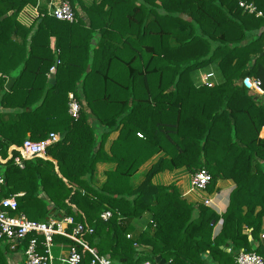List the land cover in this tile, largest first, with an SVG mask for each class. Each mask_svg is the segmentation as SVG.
Masks as SVG:
<instances>
[{
	"label": "trees",
	"instance_id": "1",
	"mask_svg": "<svg viewBox=\"0 0 264 264\" xmlns=\"http://www.w3.org/2000/svg\"><path fill=\"white\" fill-rule=\"evenodd\" d=\"M62 1L76 20L45 7L28 26L20 13L38 0H0V200L24 192L17 211L30 219L45 220L56 206L53 216L94 226L81 237L112 264H158V255L167 264H237L242 248L264 256V99L243 83L252 76L264 89V0H244L262 15L240 0ZM210 66L219 77L212 84L199 74ZM70 92L81 104L78 117L69 112ZM51 132L57 141L45 154L24 167L15 162L24 140ZM155 156L134 186L132 177ZM101 161L116 165L98 186ZM182 167H206L209 192L221 178L235 182L223 214L189 201L176 184L154 182ZM146 211L151 220L139 228ZM55 241L75 244L62 235ZM80 251L78 264H89L92 253ZM10 252L0 240V264H9Z\"/></svg>",
	"mask_w": 264,
	"mask_h": 264
},
{
	"label": "built area",
	"instance_id": "2",
	"mask_svg": "<svg viewBox=\"0 0 264 264\" xmlns=\"http://www.w3.org/2000/svg\"><path fill=\"white\" fill-rule=\"evenodd\" d=\"M239 4L245 11L262 15V12L258 11L253 3L240 0ZM49 13L60 20H76V12L68 1L54 4L49 8ZM212 76V72L203 74L202 82L212 84L209 82ZM243 83L254 93L260 96L264 95V89L259 78L246 76ZM69 98V112L72 116L78 117L81 104L73 92L69 93ZM139 135L142 134L139 133ZM56 141L57 135L54 132H51L49 137L43 140L27 138L23 142L21 155L16 156L15 162L20 167H24L26 159L38 154H45L47 147ZM211 179V173L206 167L198 169L191 176L192 189L198 192L206 191ZM3 182L4 177L0 174V184ZM22 195H24V192H18L0 200V240L5 241L12 251H16L20 244L27 241V246L23 250L22 264H55L56 259L60 260L62 264H78L82 259L80 246L92 253L93 258L89 264H112L109 254H100L97 247L91 246L81 237L85 233H94V226H88L83 222H75L72 215H64L62 218L52 216L45 220L30 219L26 214L17 211V197ZM204 202L208 204L210 199H204ZM111 216V210H105L101 213L104 220L109 219ZM56 235H62L75 241V244L69 245L67 254L58 258L55 257L53 252ZM128 236H131V234H128ZM226 248L231 251L229 246H226ZM235 260L237 264H264V256L256 251H246L243 248L237 251ZM139 264H152V262L146 260Z\"/></svg>",
	"mask_w": 264,
	"mask_h": 264
},
{
	"label": "crops",
	"instance_id": "3",
	"mask_svg": "<svg viewBox=\"0 0 264 264\" xmlns=\"http://www.w3.org/2000/svg\"><path fill=\"white\" fill-rule=\"evenodd\" d=\"M62 0H38L37 5H28L24 8V10L20 13V19L23 23L26 25H31L35 18L39 15V9L47 7L48 9L53 6L56 3L61 2ZM90 1L100 2L101 0H84L87 4L90 3ZM135 1L136 4H139L138 0H132ZM109 9V5L105 7V10ZM79 13L82 17H86V13L82 7L78 6ZM213 72L209 70L202 69L200 70V79L202 77V74ZM12 79V78H8ZM7 83V82H6ZM14 83V81H13ZM13 85V84H12ZM11 85V86H12ZM262 99H264V95L261 96ZM2 109L0 105V110ZM118 135V132H113L110 136L109 142L115 138ZM261 136H264V127L261 130ZM109 142L107 143V146H109ZM157 156L151 158L146 163H144L139 171L132 177V184L134 186H138L145 178L146 173L148 172L149 168L151 167L152 163L155 162ZM116 164L111 162H98L96 166V172H95V183L98 186H101L107 179L106 170L114 167ZM191 176L192 173H190L188 170H186L184 167L177 168L174 170H164L159 173H157L154 176V182L156 183H163V184H176L180 190V192L183 194L185 198H187L189 201L193 203H201L204 202V199H210V202L207 204L216 211H218L220 214H223L230 202V194L234 187L236 186L235 182L231 179H225L221 178L219 179L217 186L218 189H216L214 192H209L208 190L198 192L194 189H192L191 185ZM151 220V212L146 211L137 221V227H146L147 223ZM223 224V219H220L219 222L216 224L214 228V234H218L221 231ZM69 247V243H63V242H56L54 248H57L58 253L55 255L56 258L59 256H65L67 254ZM53 248V252H54ZM23 250L19 249L16 251L10 252L8 255L9 264H22L23 263ZM55 254V253H54ZM62 262L60 260L55 261V264H58Z\"/></svg>",
	"mask_w": 264,
	"mask_h": 264
},
{
	"label": "water",
	"instance_id": "4",
	"mask_svg": "<svg viewBox=\"0 0 264 264\" xmlns=\"http://www.w3.org/2000/svg\"><path fill=\"white\" fill-rule=\"evenodd\" d=\"M57 63H58V60L56 61V64ZM49 79H50V82H54V80H55V69L52 70L51 73L49 74ZM13 81H14L13 79H9L7 81V83H6V88L7 89L11 88V85L13 84ZM56 211H57V207L55 206L49 211L48 218L52 217ZM59 217L62 218L63 216L60 215ZM226 246H229V244L227 243ZM155 260H156V262L158 264H167L166 259L163 258L161 255L156 256Z\"/></svg>",
	"mask_w": 264,
	"mask_h": 264
},
{
	"label": "rangeland",
	"instance_id": "5",
	"mask_svg": "<svg viewBox=\"0 0 264 264\" xmlns=\"http://www.w3.org/2000/svg\"><path fill=\"white\" fill-rule=\"evenodd\" d=\"M93 1H90V3H92ZM90 3H88V4H90ZM87 17V16H86ZM206 71L207 70H209V71H213L212 73H213V76L210 78V83H214V82H217L218 81V79H219V77H218V75H217V73L212 69V67L210 66V68H208V69H205ZM204 74H206V73H204ZM202 76H203V74H202ZM201 81H203L202 80V77H201V79H200ZM263 96V95H262ZM3 243L5 244V241H3ZM54 255H56L57 253H58V250H57V248H54ZM58 264H61V263H59L58 262Z\"/></svg>",
	"mask_w": 264,
	"mask_h": 264
}]
</instances>
